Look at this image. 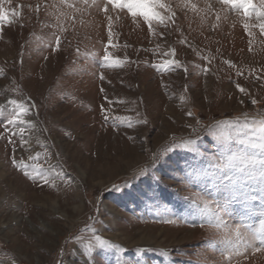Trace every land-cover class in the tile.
<instances>
[{"label": "rangeland", "instance_id": "1", "mask_svg": "<svg viewBox=\"0 0 264 264\" xmlns=\"http://www.w3.org/2000/svg\"><path fill=\"white\" fill-rule=\"evenodd\" d=\"M0 2L19 13L0 22V264H92L82 253L93 228L124 249H97L94 264H226L209 245L222 233L190 214L191 195L212 198L214 189L191 174L221 153L209 125L264 115V33L245 31L242 17L218 0H190L197 10L165 0L175 16L153 22L151 32L141 17L110 10L111 38L106 14L80 0H70L74 8L60 0ZM106 49L122 66H102ZM173 60L179 66L166 64ZM12 99L25 104L22 119L33 126L5 131ZM189 138L196 152L176 148L151 167L154 152ZM144 167L149 172L135 178ZM238 209L224 219L235 224ZM231 264H264V252L249 249Z\"/></svg>", "mask_w": 264, "mask_h": 264}, {"label": "snow or ice", "instance_id": "2", "mask_svg": "<svg viewBox=\"0 0 264 264\" xmlns=\"http://www.w3.org/2000/svg\"><path fill=\"white\" fill-rule=\"evenodd\" d=\"M84 5H89L99 8L106 14L109 21V37L111 38V21L112 17L107 15L110 10L126 9L131 17H141L148 25L149 31H153V22L164 24L166 20H172L175 13L165 0H80ZM222 9L228 8L235 11L238 16L245 21L243 28L248 31L250 27H258L261 33H264V0H218ZM60 4L74 8L75 4L70 0H60ZM185 6H190L193 10L196 9L195 4H191L190 0H185ZM161 9H165L168 15L165 16ZM39 11V5L36 6ZM207 11L212 10V5L207 6ZM76 11H80L76 8ZM11 15H19L15 10H5L0 2V22H11ZM255 17L258 21L256 25H250L247 20ZM216 19H220V14H216ZM174 22V21H173ZM215 27V25L213 26ZM61 31H64L62 28ZM162 35V34H161ZM249 35H252L249 32ZM56 46L60 45V38H56ZM111 44V39H109ZM79 52V49H77ZM173 54L175 50H172ZM104 67L122 66L124 61L113 58L105 50V55L102 57ZM226 63L232 66L231 61ZM168 66L175 64L179 66L178 61L166 62ZM185 71H187L185 69ZM207 71V69H205ZM2 74V70H0ZM242 74V73H240ZM240 92L246 94V89L237 84ZM253 105L257 104L255 99H252ZM9 104L13 106L8 117L5 119V131L8 130L7 125L17 126L27 124L33 126L31 121L22 119L23 115L28 111L24 103L15 99L9 100ZM4 105H0V116H4ZM187 115L192 116V112ZM139 123H146L147 121H138ZM129 127L131 124L129 123ZM191 127V125L189 126ZM24 127H20V134L23 135ZM193 131H196L193 128ZM209 134H212L220 143L221 153L214 157V162L206 167L193 168L191 180L196 183L207 182L214 189L211 193L212 198L196 192L190 197L191 212L190 214L198 217L203 221L201 227L207 224L218 233H222L218 240L210 241L209 245L213 250L221 252L225 258L226 264H231L234 256H241L249 249L253 253L264 252V115L258 118H249L247 113L243 114V119L236 117L231 120L216 121L214 124L206 128ZM12 135H16L14 132ZM129 139H132L129 137ZM199 139V136L196 137ZM9 143H12L9 137ZM27 144L26 140H21V145ZM176 148L187 149L190 152H196V141L189 138L176 142L173 140L170 146L165 147L162 151L158 150L152 154L151 167H155L157 162L161 161L163 155L173 151ZM15 153V147L13 148ZM39 157H29V160ZM12 164L14 167L24 171V175L29 176L27 163L23 160L18 161L13 155ZM149 172L148 167L141 168L138 173H135V178L145 175ZM40 178L48 183V178L41 173ZM34 178V177H29ZM54 186V185H53ZM113 189L119 190L118 185H113ZM220 195V199H216V195ZM259 200V204H254V201ZM232 205H239V209L235 212V224L224 219L225 215L232 216ZM259 217V219H255ZM89 219H92L91 217ZM165 223H175L172 220H164ZM186 222V221H185ZM91 242L87 245L85 251L82 253L86 258L94 264V252L97 249H118L123 252L124 249L119 245L112 243L101 235H97V230H92ZM257 243L259 246H257ZM146 250L138 248V253H144ZM63 254V249H61ZM161 254L165 257L168 255L167 250H162ZM247 257L245 256V259ZM15 264V261H13ZM117 264H126V261H117Z\"/></svg>", "mask_w": 264, "mask_h": 264}]
</instances>
